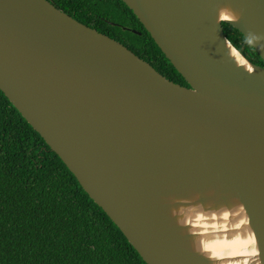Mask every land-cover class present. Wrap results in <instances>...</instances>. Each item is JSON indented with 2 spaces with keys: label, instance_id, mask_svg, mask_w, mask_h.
I'll use <instances>...</instances> for the list:
<instances>
[{
  "label": "water",
  "instance_id": "95a60500",
  "mask_svg": "<svg viewBox=\"0 0 264 264\" xmlns=\"http://www.w3.org/2000/svg\"><path fill=\"white\" fill-rule=\"evenodd\" d=\"M123 1L189 86L50 0H0V89L147 264H264V66L216 22L264 35V0Z\"/></svg>",
  "mask_w": 264,
  "mask_h": 264
},
{
  "label": "trees",
  "instance_id": "16d2710c",
  "mask_svg": "<svg viewBox=\"0 0 264 264\" xmlns=\"http://www.w3.org/2000/svg\"><path fill=\"white\" fill-rule=\"evenodd\" d=\"M78 21L127 46L170 80L188 86L123 0H52ZM230 41L264 66L231 24ZM0 264H147L41 134L0 89Z\"/></svg>",
  "mask_w": 264,
  "mask_h": 264
},
{
  "label": "clouds",
  "instance_id": "9594fccd",
  "mask_svg": "<svg viewBox=\"0 0 264 264\" xmlns=\"http://www.w3.org/2000/svg\"><path fill=\"white\" fill-rule=\"evenodd\" d=\"M239 19L240 15L238 13H236L233 9L228 6H223L218 10L216 22L217 24H221L223 22L235 23L238 22ZM261 41H264V35L257 34L256 32L249 30L245 36L244 43L249 47H253L259 44V47L264 49V43H261ZM223 43L227 48V56L234 61L236 66L242 67L249 74H252L253 69L243 58L241 52L236 47H234L232 43L227 40V38Z\"/></svg>",
  "mask_w": 264,
  "mask_h": 264
},
{
  "label": "bare ground",
  "instance_id": "6f19581e",
  "mask_svg": "<svg viewBox=\"0 0 264 264\" xmlns=\"http://www.w3.org/2000/svg\"><path fill=\"white\" fill-rule=\"evenodd\" d=\"M214 253H219V256H223V258L231 257V258H237L236 256H245L247 252L246 248H244L243 243H235V244H229L225 248H219L218 246L213 245L212 246ZM238 263V262H237ZM236 264V262L234 263ZM240 264H247V262H241Z\"/></svg>",
  "mask_w": 264,
  "mask_h": 264
},
{
  "label": "flooded vegetation",
  "instance_id": "af4514ba",
  "mask_svg": "<svg viewBox=\"0 0 264 264\" xmlns=\"http://www.w3.org/2000/svg\"><path fill=\"white\" fill-rule=\"evenodd\" d=\"M52 3H53V1L52 0H50ZM126 29H129V30H136V29H134V28H132V27H125ZM144 29H146L145 27H144V25H141L140 24V31H138V30H136V31H138L139 33H140V35H143L144 34ZM189 86V85H188Z\"/></svg>",
  "mask_w": 264,
  "mask_h": 264
}]
</instances>
